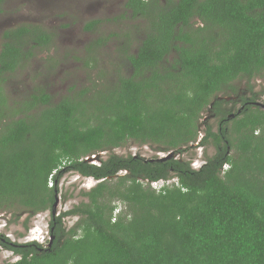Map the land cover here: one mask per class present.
<instances>
[{
	"label": "trees",
	"instance_id": "16d2710c",
	"mask_svg": "<svg viewBox=\"0 0 264 264\" xmlns=\"http://www.w3.org/2000/svg\"><path fill=\"white\" fill-rule=\"evenodd\" d=\"M125 6L147 19V31L127 55L131 73L91 96L53 103L39 92L9 104L3 75L51 36L29 23L1 34L0 211L20 207L30 219L51 210L64 169L97 181L86 201L50 212L48 245L0 234V245L19 256L9 264H264V108L242 97L230 115L215 99L235 79L264 74V0ZM209 107L218 125H205L198 144L215 151L199 166L112 152L132 141L184 154ZM91 154L99 163L83 159ZM159 179L175 180L157 191L147 184ZM116 199L125 207L113 215ZM67 216L77 217L68 229Z\"/></svg>",
	"mask_w": 264,
	"mask_h": 264
},
{
	"label": "rangeland",
	"instance_id": "374dc122",
	"mask_svg": "<svg viewBox=\"0 0 264 264\" xmlns=\"http://www.w3.org/2000/svg\"><path fill=\"white\" fill-rule=\"evenodd\" d=\"M152 1L161 6L167 2ZM125 3L126 0H7L0 10V45L5 29L26 23L37 25L51 36L50 42L36 48L34 55L21 67L3 75L1 85L9 104L18 105L30 94L39 92L48 93L53 103L64 96H91L111 88L118 77L130 74L127 55L136 51L147 31L148 21L143 16L132 15ZM197 21H193L195 26L198 25ZM249 96L255 97L261 106L264 104V74L250 80L245 77L235 79L215 99L222 100L223 107L231 115L241 107V98ZM199 120L201 131L197 140L190 144L191 147L181 155L171 151L176 157L191 159L194 166L202 163L205 154L211 155L215 151L209 143L198 144L205 125L213 130L218 125V116L210 107L202 112ZM108 152H103L101 156L106 157ZM112 152L119 155L136 153L145 158H159L167 153L155 150L150 144L132 141L114 148ZM96 182L93 177L62 170L52 209L36 213L30 219H26L27 214L20 207L18 210L11 208L0 211V234L16 243L39 237V232L47 229L50 212L57 216L61 211L86 201L83 193ZM48 185H54L53 178ZM114 204L115 212L125 207L118 199L114 200ZM76 220V216L64 217L62 225L68 229ZM45 239H49V234ZM17 259L18 255L0 245V264H9Z\"/></svg>",
	"mask_w": 264,
	"mask_h": 264
},
{
	"label": "built area",
	"instance_id": "2783aa9c",
	"mask_svg": "<svg viewBox=\"0 0 264 264\" xmlns=\"http://www.w3.org/2000/svg\"><path fill=\"white\" fill-rule=\"evenodd\" d=\"M169 152H167V153H164V154H161V157H165L167 154H168ZM136 154V153H135ZM135 154H133V155H135ZM91 156H93V155H91ZM161 157H159V158H161ZM86 158H88L87 156H85L83 159L85 160ZM192 166H194V165H192ZM173 180H175V179H173ZM171 182H170V179H167V180H165V179H159V180H156V181H147V184H149L150 185V187L152 188V189H154V190H160L163 186H165V185H168V184H170ZM116 214V213H115ZM114 214V215H115Z\"/></svg>",
	"mask_w": 264,
	"mask_h": 264
},
{
	"label": "flooded vegetation",
	"instance_id": "af4514ba",
	"mask_svg": "<svg viewBox=\"0 0 264 264\" xmlns=\"http://www.w3.org/2000/svg\"><path fill=\"white\" fill-rule=\"evenodd\" d=\"M240 103H241V101H240ZM256 103L260 104L258 102H256ZM45 238H46V236L43 233H41L39 237L36 236L32 240H34V241H36V242H38L40 244H44V246H46V245H48L47 242L52 238V236L51 237L49 236V239H47V240Z\"/></svg>",
	"mask_w": 264,
	"mask_h": 264
},
{
	"label": "water",
	"instance_id": "95a60500",
	"mask_svg": "<svg viewBox=\"0 0 264 264\" xmlns=\"http://www.w3.org/2000/svg\"><path fill=\"white\" fill-rule=\"evenodd\" d=\"M262 107L264 108V104L262 105ZM231 115H233V114H231ZM102 153H100V154L102 155ZM91 155H93V156H91ZM91 155H88L87 156L88 158H86L85 160L86 161H93V163H99L97 155H95V154H91ZM168 156H172V152L171 151H169V153L165 157H168Z\"/></svg>",
	"mask_w": 264,
	"mask_h": 264
},
{
	"label": "clouds",
	"instance_id": "9594fccd",
	"mask_svg": "<svg viewBox=\"0 0 264 264\" xmlns=\"http://www.w3.org/2000/svg\"><path fill=\"white\" fill-rule=\"evenodd\" d=\"M193 167H195V166H193ZM225 168V165L223 166V169ZM118 212V211H117ZM117 212H115V210H114V213H113V215L115 214V213H117ZM41 233H43L45 236H47V234H49V228H48V225H47V229H45V231H43V230H41V232H39V234H41ZM50 236V235H49Z\"/></svg>",
	"mask_w": 264,
	"mask_h": 264
}]
</instances>
